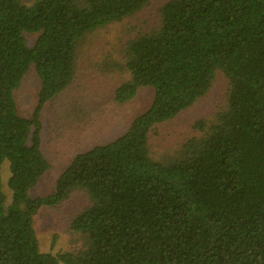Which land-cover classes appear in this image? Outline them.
Segmentation results:
<instances>
[{"label": "trees", "instance_id": "obj_1", "mask_svg": "<svg viewBox=\"0 0 264 264\" xmlns=\"http://www.w3.org/2000/svg\"><path fill=\"white\" fill-rule=\"evenodd\" d=\"M150 0H0V166L10 163V204L0 172V264H264V0H169L159 25L126 47L129 79L116 103L155 89L151 108L115 142L79 154L56 191H29L50 168L41 151L44 106L70 87L82 40L140 12ZM25 33H40L30 48ZM34 66L31 117L14 91ZM222 71L228 104L168 162L150 135L205 97ZM83 192L73 220L78 253H42L33 218Z\"/></svg>", "mask_w": 264, "mask_h": 264}, {"label": "rangeland", "instance_id": "obj_2", "mask_svg": "<svg viewBox=\"0 0 264 264\" xmlns=\"http://www.w3.org/2000/svg\"><path fill=\"white\" fill-rule=\"evenodd\" d=\"M36 1L22 0V3L32 6ZM168 1L150 0L134 16L90 33L82 40L74 81L41 111V151L50 168L29 191L31 198L53 194L58 180L77 155L115 142L151 108L155 100L152 87L139 88L133 99L122 104L114 101V93L129 79L124 68L128 42L137 34L158 27L159 9ZM39 36L40 33H25L28 47L32 48ZM40 89L41 81L32 65L14 91L20 116L28 118L33 115L39 104ZM228 96L229 81L222 71H217L212 88L205 97L172 121L152 130L150 153L153 159L168 162L178 155L185 142L200 137V121L207 125L215 122L216 114L226 108ZM0 172L3 192L7 204H10L8 160L1 164ZM89 205L86 194L78 191L59 206L39 209L33 218V226L40 251L53 255L78 253L84 243L73 231L72 223Z\"/></svg>", "mask_w": 264, "mask_h": 264}]
</instances>
